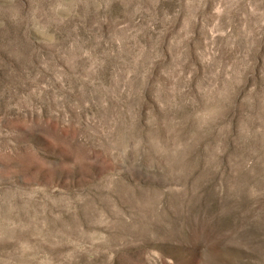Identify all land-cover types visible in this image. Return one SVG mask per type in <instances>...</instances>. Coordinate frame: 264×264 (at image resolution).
<instances>
[{
    "label": "clouds",
    "instance_id": "clouds-1",
    "mask_svg": "<svg viewBox=\"0 0 264 264\" xmlns=\"http://www.w3.org/2000/svg\"><path fill=\"white\" fill-rule=\"evenodd\" d=\"M40 125L60 187L25 182ZM223 221L264 264V0H0V264H144Z\"/></svg>",
    "mask_w": 264,
    "mask_h": 264
},
{
    "label": "rangeland",
    "instance_id": "rangeland-1",
    "mask_svg": "<svg viewBox=\"0 0 264 264\" xmlns=\"http://www.w3.org/2000/svg\"><path fill=\"white\" fill-rule=\"evenodd\" d=\"M14 127L15 122L6 118L4 128L12 131ZM21 131L33 140L37 148V151L30 157L33 162V174L25 176V182L35 180L44 186L55 184L57 187L68 183L67 180H61L59 176L53 179L54 174L66 172L69 167L68 145L57 143L56 129L51 125H40L25 127ZM13 139L16 138L13 137ZM18 146L20 151L16 158L23 159L27 153L24 151L22 141L18 143ZM97 156L98 154L90 157L92 162L87 172L75 174L78 183L88 185L94 176L104 171L105 161L98 159ZM216 183H219V179L216 180ZM230 224V221H223L216 225L215 231L211 228L194 229L186 236L183 244L178 242L176 246L170 244L156 246L154 251L157 255L155 256L151 252H145L142 257L143 262L144 264H238L239 258L247 256L246 253L232 249L230 250L232 256H230L220 247L221 236L227 235L231 231ZM230 243L236 242L230 241ZM209 253L212 254L211 259ZM114 264H126V258L118 254Z\"/></svg>",
    "mask_w": 264,
    "mask_h": 264
}]
</instances>
